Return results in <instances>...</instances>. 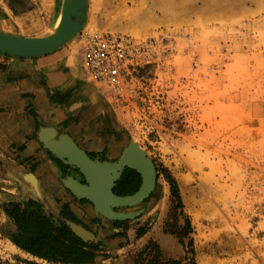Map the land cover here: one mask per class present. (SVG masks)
I'll use <instances>...</instances> for the list:
<instances>
[{"label":"rangeland","instance_id":"rangeland-1","mask_svg":"<svg viewBox=\"0 0 264 264\" xmlns=\"http://www.w3.org/2000/svg\"><path fill=\"white\" fill-rule=\"evenodd\" d=\"M91 4L89 27L58 51L67 50L77 66L79 58L85 79L95 85L102 99L98 121H92L97 129L116 135L119 150L131 142L139 145L157 171L155 188L145 201L116 208L136 212V217L112 220L97 212L96 221L89 219L96 233L90 231L94 238L84 242L97 249L94 264H264V0H91ZM61 6L62 0H0V30L13 31V24L19 23L23 36L48 35ZM96 31L141 42L157 39L159 44L121 86L99 85L89 79L83 65V35ZM25 98L0 103V262L63 264L35 257L11 239L17 226L6 213L8 203L48 215L55 223H67L73 216L62 198L53 206L29 198L28 182L38 171L17 145L25 138L17 135L19 130L26 132L36 121L35 138L59 167L60 183L66 186L69 177L86 183L78 167L59 158L41 134L43 130L56 134L58 143L64 136L78 145L76 140L64 125L43 120L53 113L25 105ZM68 154L78 161L71 149ZM131 173L138 178H130ZM123 174L124 190L142 183L133 169L125 168ZM96 175L98 182L104 180ZM171 178L183 206L173 196ZM68 190L71 202H78ZM61 206V215L52 213Z\"/></svg>","mask_w":264,"mask_h":264},{"label":"crops","instance_id":"crops-1","mask_svg":"<svg viewBox=\"0 0 264 264\" xmlns=\"http://www.w3.org/2000/svg\"><path fill=\"white\" fill-rule=\"evenodd\" d=\"M2 31L25 35L19 23L13 24V31L5 29ZM55 92L58 96L53 98ZM23 96L27 97L23 99L26 101L25 105L33 104L40 112L50 111L53 113V117L51 115L45 116L43 120L50 118L55 124L64 125L81 149L102 155L111 163L117 162L126 149L124 147L119 150V147L114 145L117 136L113 133H105V130L97 129V125L92 122L98 121V105L102 99L95 85L85 79L79 58L77 66V60L73 59L67 50L25 60L8 57L0 53V103H17L21 101ZM13 98L17 101H13ZM39 120L41 121V118ZM36 125L37 123L34 121L26 132L21 133L19 130L17 133L18 136L25 137L20 139V141L23 140V143L17 144L22 146L20 151L25 152L26 157L32 158L31 161L36 163L38 171L37 177L28 182V190L32 192L29 193V198L37 201L44 199L49 202L50 206L54 205L55 199L62 198V205L69 204L74 218L78 219V223L73 222L83 228L85 227L89 232L96 233L91 227L92 225L88 223L89 219L93 222L98 218L94 205L87 200L81 201L80 198H78V202H71L72 196H70L68 188L60 183L59 167L46 154L40 141L35 138ZM15 128H19V125ZM44 135L46 140H53L54 142L58 140H56V134L53 135L52 132L44 133ZM13 142L10 144H15ZM67 148L70 147L67 146ZM73 154L72 156L76 158L80 156L75 149ZM85 163L89 162L85 161ZM87 165L91 167L90 163ZM92 167L94 168V166ZM126 178L122 172L121 177L116 182L115 188L117 189L114 190L116 194L131 195L141 187L133 191L130 188L124 190L123 184ZM73 179L76 180L75 177ZM78 181L80 180L78 179ZM82 191L79 188V192L84 194L85 192ZM62 208L61 206L58 211L54 210L52 213L59 216L62 213ZM83 216L86 219L83 220Z\"/></svg>","mask_w":264,"mask_h":264},{"label":"water","instance_id":"water-1","mask_svg":"<svg viewBox=\"0 0 264 264\" xmlns=\"http://www.w3.org/2000/svg\"><path fill=\"white\" fill-rule=\"evenodd\" d=\"M87 5V0H62L61 23L56 31L44 37H29L0 30V53L19 58H36L58 51L69 44V41L80 29V25H78V27H76L72 32H66V28L71 24L70 22H72L74 18L77 17V14H79V12H84L85 10L87 11ZM61 31H65L67 34L60 36L62 33ZM44 133L48 132L46 130L42 131V140L46 142L48 146L55 148L59 158L66 160V162L78 167V169L85 175L86 183H82L81 181L75 180L72 177H69L64 181L65 185L75 195H77L78 198L91 201L95 205L96 212L101 213L105 217L112 220L125 221L138 215L136 212L117 211L116 208L129 207L145 201L155 188L157 180L156 166L154 162L148 158L147 153L139 145L131 142L124 150L120 159L115 163L101 162L100 159H93L91 156H89V154L85 150L81 149L69 136H64L58 143L46 140ZM67 146L71 148V151H74L75 149L80 154L82 159L80 158L81 160L79 159V161L72 159V157L68 154V150L70 148L68 149ZM135 147L139 148L142 151V155L145 157V159L151 163L150 166L152 167V172L148 182L147 177L140 165L135 164L134 162L127 159V156ZM84 159L91 164V167L94 166L95 168H89L86 165ZM125 168H130L137 171L142 176V184L139 190L134 194L125 196L116 195L114 194L116 182L121 177ZM96 172L99 173L102 176L101 178L105 180L104 182L106 183V188L108 186L107 189H109L107 191H110L111 195L114 197V201L109 202L108 206L106 207L101 206L96 198V194H98L99 191L100 182H98ZM79 188L85 191V193H80ZM67 224L83 241L88 242L94 238V235L91 232L77 225L76 223L67 221Z\"/></svg>","mask_w":264,"mask_h":264},{"label":"trees","instance_id":"trees-1","mask_svg":"<svg viewBox=\"0 0 264 264\" xmlns=\"http://www.w3.org/2000/svg\"><path fill=\"white\" fill-rule=\"evenodd\" d=\"M171 181L174 183L173 196L183 206L177 183L172 178ZM136 188H132L131 191ZM6 213L17 226V233L11 239L17 246L35 257L63 264L96 262L95 246L78 238L67 223H55L52 217L37 215L15 202L6 205ZM68 219L76 221L73 216H68Z\"/></svg>","mask_w":264,"mask_h":264},{"label":"built area","instance_id":"built-area-1","mask_svg":"<svg viewBox=\"0 0 264 264\" xmlns=\"http://www.w3.org/2000/svg\"><path fill=\"white\" fill-rule=\"evenodd\" d=\"M157 44V39L141 42L120 33L86 32L83 35V65L92 82L119 87Z\"/></svg>","mask_w":264,"mask_h":264},{"label":"bare ground","instance_id":"bare-ground-1","mask_svg":"<svg viewBox=\"0 0 264 264\" xmlns=\"http://www.w3.org/2000/svg\"><path fill=\"white\" fill-rule=\"evenodd\" d=\"M87 11L85 10L84 12H79V14H77V17L74 18V20L72 22H70L71 24L66 28V32L70 31L72 32L76 27L79 26V30L78 32L75 34V36L69 41V43L74 40L82 31H84L85 29H87L90 25V18H91V7H92V4H91V0H87ZM61 9H62V6H61ZM79 15V16H78ZM61 20H62V11L60 10V14H59V17L57 19V22H56V25H55V28H53V31H51V33L49 34H52L54 31H56V29H58L60 23H61ZM62 32V31H61ZM65 31H63L60 36H64L66 35ZM48 34V35H49ZM44 36H47V35H42V36H37V37H44ZM59 36V35H58ZM57 36V37H58ZM29 37H32V36H29ZM56 37V38H57ZM136 149V148H135ZM140 151V150H139ZM142 152V151H141ZM77 155V154H76ZM80 155V154H78ZM81 156H79L77 159H79ZM128 160L129 161H132L134 162L135 164H139L140 167L142 168L144 174L146 175L147 177V182L149 181L150 179V176H151V172H152V167L150 165H148L149 161L146 162V160L144 159V157L142 156V154L136 150H133L129 153V155L127 156ZM82 158V157H81ZM76 159V158H75ZM86 161V160H85ZM89 164V163H87ZM86 164V165H87ZM88 166V165H87ZM89 167V166H88ZM149 184V183H148ZM108 188V186H107ZM106 188V183L104 182V180H101L99 182V191H98V194L96 196L97 198V201L98 203L101 205V206H108V203L109 202H112L114 201V197L111 195V192L107 191L109 189ZM83 192V191H82ZM85 192V191H84ZM95 196V195H94Z\"/></svg>","mask_w":264,"mask_h":264},{"label":"flooded vegetation","instance_id":"flooded-vegetation-1","mask_svg":"<svg viewBox=\"0 0 264 264\" xmlns=\"http://www.w3.org/2000/svg\"><path fill=\"white\" fill-rule=\"evenodd\" d=\"M139 176V175H138ZM138 176H137V173H131V175H130V178H138ZM136 186H137V188H139L140 186H141V184L139 183V185H137V184H135ZM125 186H128L127 184H125Z\"/></svg>","mask_w":264,"mask_h":264}]
</instances>
